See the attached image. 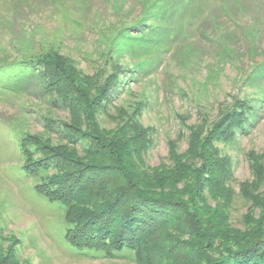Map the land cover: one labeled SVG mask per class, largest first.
Instances as JSON below:
<instances>
[{
	"label": "rangeland",
	"instance_id": "rangeland-1",
	"mask_svg": "<svg viewBox=\"0 0 264 264\" xmlns=\"http://www.w3.org/2000/svg\"><path fill=\"white\" fill-rule=\"evenodd\" d=\"M29 57L54 60L65 76L22 65L7 83L0 69L2 264H140L128 251L70 246L65 209L35 189L45 174L25 166L42 157L33 141L68 142V84L54 81L65 77L82 89L110 88L99 106L105 125L107 113L135 109L150 167L169 163L170 151L186 150L229 108L244 111L246 122L216 141L231 162V223L242 227L252 158L264 165V0H0V64Z\"/></svg>",
	"mask_w": 264,
	"mask_h": 264
},
{
	"label": "trees",
	"instance_id": "trees-1",
	"mask_svg": "<svg viewBox=\"0 0 264 264\" xmlns=\"http://www.w3.org/2000/svg\"><path fill=\"white\" fill-rule=\"evenodd\" d=\"M53 64L29 57L0 69L8 72L7 83L22 65L57 68L64 77ZM54 81L68 84L63 92L70 120L62 123L68 142L33 141L42 157L25 166L45 174L35 189L65 209L70 246L106 256L128 251L140 264H264V165L252 158L256 184L245 183L241 192L249 205L242 227L234 226L231 162L216 146L230 127L246 122L244 111L229 108L204 133L191 136L186 150L170 151L169 163L150 167L144 155L149 135L134 120L135 109L107 113L111 123L105 125L99 106L108 103L110 88L82 89L69 77Z\"/></svg>",
	"mask_w": 264,
	"mask_h": 264
}]
</instances>
